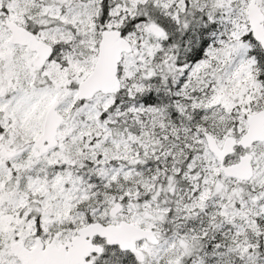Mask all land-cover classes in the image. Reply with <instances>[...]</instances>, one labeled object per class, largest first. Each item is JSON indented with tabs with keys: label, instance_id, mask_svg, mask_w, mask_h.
I'll list each match as a JSON object with an SVG mask.
<instances>
[{
	"label": "snow or ice",
	"instance_id": "6c2138e0",
	"mask_svg": "<svg viewBox=\"0 0 264 264\" xmlns=\"http://www.w3.org/2000/svg\"><path fill=\"white\" fill-rule=\"evenodd\" d=\"M0 264H264V0H0Z\"/></svg>",
	"mask_w": 264,
	"mask_h": 264
}]
</instances>
